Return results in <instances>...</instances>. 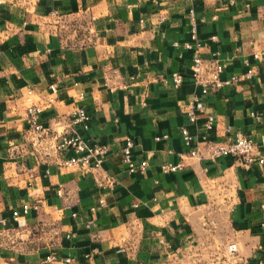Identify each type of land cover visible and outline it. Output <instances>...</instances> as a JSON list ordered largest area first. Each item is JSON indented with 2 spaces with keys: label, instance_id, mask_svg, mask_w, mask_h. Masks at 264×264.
Instances as JSON below:
<instances>
[{
  "label": "crops",
  "instance_id": "1",
  "mask_svg": "<svg viewBox=\"0 0 264 264\" xmlns=\"http://www.w3.org/2000/svg\"><path fill=\"white\" fill-rule=\"evenodd\" d=\"M190 8L200 56L228 58L223 77L252 73L199 95L195 123L186 117L198 92L192 49L173 44L189 38ZM171 70L182 76L177 87L161 80ZM263 79L264 0H3L0 264H227L231 241L237 261L256 264L264 256ZM30 102L45 131L29 125ZM75 106L89 118L72 128L107 148L96 170L65 165L74 152L54 147ZM226 124L252 139L262 162L185 153L181 126L219 140ZM124 135L132 161L146 159L142 171L126 170ZM167 161L181 164L161 171Z\"/></svg>",
  "mask_w": 264,
  "mask_h": 264
},
{
  "label": "built area",
  "instance_id": "2",
  "mask_svg": "<svg viewBox=\"0 0 264 264\" xmlns=\"http://www.w3.org/2000/svg\"><path fill=\"white\" fill-rule=\"evenodd\" d=\"M3 0H0V5ZM189 18L191 20V31L189 38L180 43L173 41L174 45H181L184 48L192 49L191 63H190V75L193 83L198 87V92L192 96V100L186 109V117L190 123H195L198 116V112H202L204 106L199 101V95H205L208 92L216 91L224 85H228L233 82H237L243 79H249L251 77V69L247 68L245 71L240 73H231L226 76H221V73L226 66L228 58L219 59L212 57L203 59L198 51L199 42L196 37L194 29V19L192 16V9L188 10ZM214 17V15H212ZM210 39H215L214 35L209 36ZM214 54H217L216 52ZM256 59H263L262 53L254 51L252 53ZM163 82L170 83L173 87H177L181 80V74L176 70L168 72L167 76H162ZM264 87V79L262 81ZM51 91L54 90L52 84L49 85ZM40 111L39 105L30 102L25 107L26 119L29 122L31 128L35 131H45L47 127L41 123L38 118ZM70 122L69 125L62 130L57 136L54 147L56 149L69 148L74 152L63 160L65 165L79 164L85 170H96L100 167L101 160L107 150L105 144L101 143H87L81 136L72 128L71 123H80L82 127H86V122L89 118L88 113L82 106H75L69 113ZM214 123V116L212 113H204L202 120V127L204 131H208L212 128ZM224 138L215 140L208 138L205 132L203 133H190L186 126H181L179 129L180 138L182 144L186 148L185 153L191 156L205 157L208 160H214L222 155H230L234 158L241 160L244 163H250L253 161L262 162L263 158L257 153L255 145L252 139L239 131L230 130V125L226 124L223 127ZM162 136H165L163 134ZM264 136V133H263ZM158 139V136H155ZM133 145V140L130 135H124L122 144L120 147L121 160L125 164L128 172L142 171L147 164L146 159L139 160L138 163H134L131 159L130 152ZM180 154V153H179ZM180 162H162L159 167L161 171L174 170L180 166ZM59 193L60 190L57 189ZM98 204H103L101 198L98 199ZM27 203H22L20 209L22 212H26ZM18 211L13 209L11 211V218L16 219ZM2 220V218H1ZM226 261L227 264H247L245 260L240 262L235 259L236 256V243L231 241L225 245ZM65 262H69L70 258L65 257ZM256 264H264V256L258 258Z\"/></svg>",
  "mask_w": 264,
  "mask_h": 264
}]
</instances>
